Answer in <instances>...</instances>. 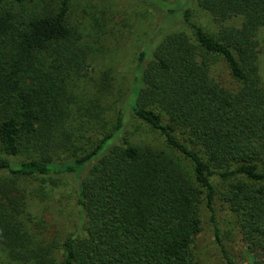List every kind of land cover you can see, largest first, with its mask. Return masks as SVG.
<instances>
[{"label":"trees","instance_id":"obj_1","mask_svg":"<svg viewBox=\"0 0 264 264\" xmlns=\"http://www.w3.org/2000/svg\"><path fill=\"white\" fill-rule=\"evenodd\" d=\"M69 3L0 0V264H196L198 204L211 208L214 178L251 251L263 253L251 264H264V0H196L215 29L183 10L185 28L164 35L147 61L139 54L133 89L111 118L98 96L73 110L69 86L85 74L88 48ZM231 17L240 24H225ZM127 111L161 147L128 139ZM91 161L78 186L80 232L45 240L35 215L29 227L21 182Z\"/></svg>","mask_w":264,"mask_h":264},{"label":"rangeland","instance_id":"obj_2","mask_svg":"<svg viewBox=\"0 0 264 264\" xmlns=\"http://www.w3.org/2000/svg\"><path fill=\"white\" fill-rule=\"evenodd\" d=\"M49 1L56 7L58 0ZM69 4V17L82 33L80 43L88 48L85 74L75 77L69 86L77 96L73 110L98 96L106 109H110L105 112L106 118H111L116 101L121 97L122 102L133 89L139 71V54L144 52L147 61L164 35L185 28L183 10L190 8L193 20L205 28L215 29L210 15L196 8V0H70ZM240 22L241 18L231 17L225 24L238 26ZM259 47V72L264 80V49L262 45ZM102 82L105 83L104 89ZM135 94L133 90L128 103ZM80 116L81 109L77 108L76 120ZM126 116L123 131L128 139L134 143L162 146V139L156 132L136 121L129 111ZM74 117L76 115L72 114ZM77 123L74 120L72 126H78ZM95 127L86 131L88 137L85 141L92 140L97 133ZM92 164L93 161L76 173L21 182L27 213L32 217L29 227L34 229L35 215L39 223L37 227L45 240L57 243L66 235L80 232L84 216L78 203V186ZM214 182L217 183V194L211 208L206 207L205 200L198 204L201 230L191 247L194 261L196 264H229L231 260L233 264H251L253 257H262L263 253L251 251L244 236L241 216L223 200L224 186L217 178ZM39 185H43L47 195L34 194V188Z\"/></svg>","mask_w":264,"mask_h":264}]
</instances>
